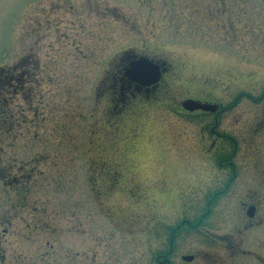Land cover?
I'll list each match as a JSON object with an SVG mask.
<instances>
[{
	"label": "rangeland",
	"instance_id": "obj_1",
	"mask_svg": "<svg viewBox=\"0 0 264 264\" xmlns=\"http://www.w3.org/2000/svg\"><path fill=\"white\" fill-rule=\"evenodd\" d=\"M3 71L0 264H264V0H0Z\"/></svg>",
	"mask_w": 264,
	"mask_h": 264
},
{
	"label": "water",
	"instance_id": "obj_2",
	"mask_svg": "<svg viewBox=\"0 0 264 264\" xmlns=\"http://www.w3.org/2000/svg\"><path fill=\"white\" fill-rule=\"evenodd\" d=\"M161 68L151 62L147 58L137 59L129 64L124 75L125 77L142 87H151L156 85L161 79ZM184 110L188 112L202 111L207 113H215L217 110L216 105L209 103H202L194 100H186L182 103ZM255 208H249L247 211V216L250 218L254 217ZM183 261L191 262L193 260L192 256H184Z\"/></svg>",
	"mask_w": 264,
	"mask_h": 264
},
{
	"label": "flooded vegetation",
	"instance_id": "obj_3",
	"mask_svg": "<svg viewBox=\"0 0 264 264\" xmlns=\"http://www.w3.org/2000/svg\"><path fill=\"white\" fill-rule=\"evenodd\" d=\"M162 69V68H161ZM162 71H163V69H162ZM154 87L155 86H153V87H142V86H140L139 84H137V83H135V82H132V81H130V80H128V79H126V77H125V79H123V80H121L120 81V84H119V89H120V92H121V95L123 96V97H126L125 95H124V93H126L125 92V90L127 91V92H130V90H134V92L136 93V92H144V91H150L152 88L154 89ZM140 93H138V94H140ZM203 102H207V101H203ZM219 110V109H218ZM196 113H203V112H196ZM218 113V112H217ZM217 113H215V114H217ZM188 114H190V115H193V114H195V113H188ZM204 114H209V113H204Z\"/></svg>",
	"mask_w": 264,
	"mask_h": 264
},
{
	"label": "trees",
	"instance_id": "obj_4",
	"mask_svg": "<svg viewBox=\"0 0 264 264\" xmlns=\"http://www.w3.org/2000/svg\"><path fill=\"white\" fill-rule=\"evenodd\" d=\"M24 69H26V68H24ZM23 73H25V71H23ZM0 77H1V80L5 81V83L7 84V85H5L6 87H10L12 85L17 86V84H19V88H23V85H25V82L23 83V82H21V80H25L27 83L33 84L32 81L29 80L31 78L26 77V74L23 77H20V78L17 77L16 78V76L14 75V72L9 73V72L3 71L0 73ZM16 79L19 80L17 83H15ZM5 106H9L8 100H7V105H5Z\"/></svg>",
	"mask_w": 264,
	"mask_h": 264
}]
</instances>
